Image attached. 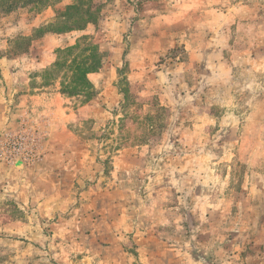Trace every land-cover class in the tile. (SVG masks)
<instances>
[{
  "label": "rangeland",
  "instance_id": "374dc122",
  "mask_svg": "<svg viewBox=\"0 0 264 264\" xmlns=\"http://www.w3.org/2000/svg\"><path fill=\"white\" fill-rule=\"evenodd\" d=\"M0 264H264V0L0 11Z\"/></svg>",
  "mask_w": 264,
  "mask_h": 264
},
{
  "label": "trees",
  "instance_id": "16d2710c",
  "mask_svg": "<svg viewBox=\"0 0 264 264\" xmlns=\"http://www.w3.org/2000/svg\"><path fill=\"white\" fill-rule=\"evenodd\" d=\"M52 0H0V11L9 12L18 6L31 5V7L43 6ZM75 7V5H73ZM69 6L68 9L73 8Z\"/></svg>",
  "mask_w": 264,
  "mask_h": 264
}]
</instances>
